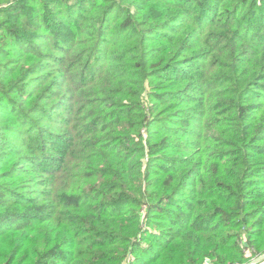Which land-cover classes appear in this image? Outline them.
Masks as SVG:
<instances>
[{
  "label": "trees",
  "instance_id": "16d2710c",
  "mask_svg": "<svg viewBox=\"0 0 264 264\" xmlns=\"http://www.w3.org/2000/svg\"><path fill=\"white\" fill-rule=\"evenodd\" d=\"M264 253V0H0V264Z\"/></svg>",
  "mask_w": 264,
  "mask_h": 264
},
{
  "label": "water",
  "instance_id": "95a60500",
  "mask_svg": "<svg viewBox=\"0 0 264 264\" xmlns=\"http://www.w3.org/2000/svg\"><path fill=\"white\" fill-rule=\"evenodd\" d=\"M262 260H264V253L255 257L254 259H252L249 263L247 264H257L259 262H261Z\"/></svg>",
  "mask_w": 264,
  "mask_h": 264
},
{
  "label": "built area",
  "instance_id": "2783aa9c",
  "mask_svg": "<svg viewBox=\"0 0 264 264\" xmlns=\"http://www.w3.org/2000/svg\"><path fill=\"white\" fill-rule=\"evenodd\" d=\"M204 264H212L209 260H207Z\"/></svg>",
  "mask_w": 264,
  "mask_h": 264
},
{
  "label": "rangeland",
  "instance_id": "374dc122",
  "mask_svg": "<svg viewBox=\"0 0 264 264\" xmlns=\"http://www.w3.org/2000/svg\"><path fill=\"white\" fill-rule=\"evenodd\" d=\"M257 264H264V260H262L261 262L257 263Z\"/></svg>",
  "mask_w": 264,
  "mask_h": 264
}]
</instances>
